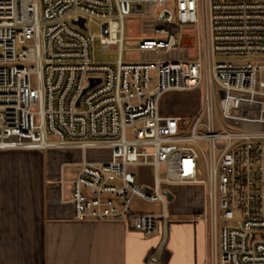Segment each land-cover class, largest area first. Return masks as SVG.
Masks as SVG:
<instances>
[{
    "label": "built area",
    "instance_id": "built-area-1",
    "mask_svg": "<svg viewBox=\"0 0 264 264\" xmlns=\"http://www.w3.org/2000/svg\"><path fill=\"white\" fill-rule=\"evenodd\" d=\"M127 17L144 19L136 62ZM89 23L115 64L95 63ZM200 87L195 116L162 114L167 93ZM53 149L80 153L63 179L74 220L151 237L173 212L166 191L203 186L209 264H264V0H0V150ZM145 203L161 211H134Z\"/></svg>",
    "mask_w": 264,
    "mask_h": 264
},
{
    "label": "crops",
    "instance_id": "crops-1",
    "mask_svg": "<svg viewBox=\"0 0 264 264\" xmlns=\"http://www.w3.org/2000/svg\"><path fill=\"white\" fill-rule=\"evenodd\" d=\"M43 152L48 171L17 161ZM75 153L0 150V264H209L208 226L194 215L196 199L178 206L151 237L125 222L74 220L63 179ZM183 189L189 196L196 190Z\"/></svg>",
    "mask_w": 264,
    "mask_h": 264
},
{
    "label": "rangeland",
    "instance_id": "rangeland-1",
    "mask_svg": "<svg viewBox=\"0 0 264 264\" xmlns=\"http://www.w3.org/2000/svg\"><path fill=\"white\" fill-rule=\"evenodd\" d=\"M143 24L144 19L143 18H135V17H127L125 19V31H126V39H125V47L126 52L124 54V61L125 62H136L139 61L141 58V55L137 52H135L140 43L141 40L144 38V31H143ZM89 35L95 36L94 42L92 45V54L95 63L98 64H115L120 55L119 48L116 46L110 47L107 51H104L101 45V26L100 23H89ZM187 45L191 46V54H194L193 49V42L188 43ZM218 61L225 62L227 64H234V65H245L249 63H254L256 61H259L261 58L259 57H248V56H240V55H219ZM204 101V89L203 87L192 89V90H185V91H178V92H169L167 93L163 98L161 102V107L167 112L171 113L172 115H181L185 117H193L195 114H197L201 107L203 106ZM221 103V102H220ZM222 106V103H221ZM42 155L33 156L32 154L23 155L20 157H17L18 162L23 163H30L31 165H37L41 170L46 169L49 170V160L50 155L49 152H43ZM79 152H76L75 154H72L69 158V162L76 161L79 156ZM19 158V159H18ZM7 162L13 161L11 159H6ZM135 173H141L142 178L147 183H151L152 181V170L150 168H133L132 169ZM64 171L69 176V178L66 179H72L75 177L79 171V168L77 167H66L64 168ZM46 173V172H45ZM73 176V177H72ZM162 176H165V171L163 170ZM200 178L204 180L206 178L205 173L200 174ZM67 188V196H71L72 194V188L69 184H66ZM183 188H178L177 192L178 195L173 201H169V203L172 205V210L175 211V209L178 206H184L188 205L190 203L191 199H196V201L200 204L203 203L205 199V190L202 187H198L194 192L193 196H189L187 193L183 191ZM187 190V189H186ZM180 198V199H179ZM196 202V203H197ZM197 203V204H198ZM161 205L159 204H135L134 205V211L138 212H155L159 213L161 211ZM187 210V209H186Z\"/></svg>",
    "mask_w": 264,
    "mask_h": 264
},
{
    "label": "water",
    "instance_id": "water-1",
    "mask_svg": "<svg viewBox=\"0 0 264 264\" xmlns=\"http://www.w3.org/2000/svg\"><path fill=\"white\" fill-rule=\"evenodd\" d=\"M84 24L85 21H82L80 23H77V25H80L82 28H84ZM91 87H89L88 89H86L83 93V95H85L86 93H88L91 89H93L95 86H97L98 84L101 83V80H91ZM221 96L224 97L225 93L222 91L221 92ZM78 106H80V102L78 103ZM166 195L169 199V201H173L174 200V195L170 192V191H166Z\"/></svg>",
    "mask_w": 264,
    "mask_h": 264
}]
</instances>
